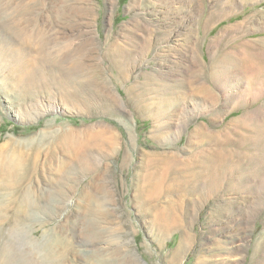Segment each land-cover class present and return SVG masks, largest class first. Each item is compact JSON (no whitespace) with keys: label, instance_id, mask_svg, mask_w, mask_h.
Masks as SVG:
<instances>
[{"label":"rangeland","instance_id":"obj_1","mask_svg":"<svg viewBox=\"0 0 264 264\" xmlns=\"http://www.w3.org/2000/svg\"><path fill=\"white\" fill-rule=\"evenodd\" d=\"M0 25V264H264V0Z\"/></svg>","mask_w":264,"mask_h":264},{"label":"bare ground","instance_id":"obj_2","mask_svg":"<svg viewBox=\"0 0 264 264\" xmlns=\"http://www.w3.org/2000/svg\"><path fill=\"white\" fill-rule=\"evenodd\" d=\"M241 1H242L243 3H245V2L256 1V0H241ZM13 12H14V11H13ZM10 21H11V20H10ZM1 23H2V22H1ZM5 25H6V24H5ZM0 26H2V25H0ZM15 26H16V25H15ZM2 27H3V26H2ZM3 28H4V27H3ZM3 32H4V31H3ZM6 33H7V32H6ZM4 34H5V33H4ZM8 35H9V34H8ZM4 36H5V35H4ZM14 37H15V36H14ZM14 37H13V38H14ZM3 38H4V37H3ZM13 38H12V39H13ZM0 39H1V38H0ZM16 40H17V39H16ZM0 41H1V40H0ZM10 43H11V42H10ZM10 43H9V44H10ZM2 46H3V44H2ZM0 47H1V46H0ZM33 51H34V50H33ZM4 186H5V185H4ZM6 195L9 196V198H10L11 196H12V197L14 196V193H7ZM12 197H11V198H12Z\"/></svg>","mask_w":264,"mask_h":264}]
</instances>
